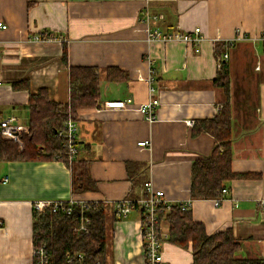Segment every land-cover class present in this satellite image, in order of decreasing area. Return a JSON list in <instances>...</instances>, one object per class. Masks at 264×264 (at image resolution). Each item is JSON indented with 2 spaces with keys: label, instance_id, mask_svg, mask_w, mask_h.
Segmentation results:
<instances>
[{
  "label": "crops",
  "instance_id": "obj_1",
  "mask_svg": "<svg viewBox=\"0 0 264 264\" xmlns=\"http://www.w3.org/2000/svg\"><path fill=\"white\" fill-rule=\"evenodd\" d=\"M147 10L162 17L148 24ZM0 22L7 26L0 27L3 117L15 115L29 125L30 94L42 87L52 100L69 102L70 66L97 67L102 80V105L79 109L76 119L77 164L91 177L86 191L73 192L72 170L62 160L0 161V264H33L34 201L74 194L106 207V264H144L140 212L119 218L116 203L143 196L148 180L170 201H191L194 219L208 233L230 228L241 243L239 257L264 258V0H0ZM155 27L193 34L200 27L202 42H149ZM39 35L54 39H35ZM222 62L230 70L232 166L249 175L227 181L228 197L216 205L214 199L192 200L190 190L193 162L216 146L213 135L193 128L224 104L222 89L213 84ZM109 66L127 71L129 79L107 81ZM151 68L154 96L161 100L154 122L138 111L151 98L142 79ZM18 80H28L30 89L13 88ZM128 97L133 103L127 108L105 105ZM144 140L149 144H138ZM163 253L162 264L193 262L191 248L169 241Z\"/></svg>",
  "mask_w": 264,
  "mask_h": 264
},
{
  "label": "trees",
  "instance_id": "obj_2",
  "mask_svg": "<svg viewBox=\"0 0 264 264\" xmlns=\"http://www.w3.org/2000/svg\"><path fill=\"white\" fill-rule=\"evenodd\" d=\"M67 53L65 48L63 59L66 63ZM105 74L109 82L129 79V73L117 66L107 67ZM101 81L97 67L70 66L69 102L52 100L48 89L44 87L31 93L28 103L29 131L21 137L23 146L20 148L17 142L0 136V161L62 160L72 170L73 192L86 191L85 184L91 180L89 170L84 164H77L79 153L72 162L68 160L63 146L64 138L58 136V130L62 129L70 117L76 120L79 109L102 105ZM213 84L222 89L225 100L216 116L201 119L194 124V134L210 133L215 138L216 146L209 156L197 159L192 164V200L220 198L227 181L249 175L235 172L232 166L231 83L227 62L221 63ZM12 86L15 89H30L28 80L14 81ZM190 208L181 210L175 205L166 219L170 224L167 241L182 248H191L192 264H264V258L239 257L241 243L234 237L232 230L227 228L217 233H208L205 225L194 219ZM79 212L80 208L74 214L53 212L51 209L33 210L34 246L46 244L52 255V264L107 263L109 237L106 207L100 201L90 203L87 212L91 218L88 233L75 232ZM77 254H83L84 259L76 257L72 263L67 261L69 255Z\"/></svg>",
  "mask_w": 264,
  "mask_h": 264
},
{
  "label": "built area",
  "instance_id": "obj_3",
  "mask_svg": "<svg viewBox=\"0 0 264 264\" xmlns=\"http://www.w3.org/2000/svg\"><path fill=\"white\" fill-rule=\"evenodd\" d=\"M162 16L157 13H153L149 10L145 13V20L148 24L159 21ZM0 27L6 28L7 26L0 22ZM201 28L197 27L194 30V34L190 32H183L180 30L164 31L157 27L150 28L148 30V41H162V42H183L194 43L199 46L202 42V36H200ZM246 36L241 32L239 39H244ZM35 39L47 40L54 39V36H36ZM236 38L231 40V45ZM264 40V36H262ZM224 58H229L228 52L224 54ZM0 59L2 54L0 51ZM148 62L154 63L153 57H147ZM221 65V63H220ZM153 73L154 69H150V76L143 78L149 84V91L151 98L138 106V111L143 117L149 121L154 122L158 119V110L161 105V100L154 96L155 87L153 86ZM133 103V98L128 97L126 99L106 101L105 105L113 108H127L128 105ZM223 105L219 106L221 109ZM29 131V125L23 124L19 121V118L15 115L3 117L0 114V136L15 141L22 148L23 143L21 137L23 134ZM58 136L64 138L63 146L66 148L68 160L72 162L79 153L78 146V123L77 120L69 118L62 126V129L58 130ZM139 145H148L149 140H144L138 143ZM8 177H5L2 181H7ZM145 193L139 198L124 197L116 203V215L119 218H126L132 212L133 209H138L141 215L142 224V240H143V253L145 257L144 264H162L164 262L163 246L164 242L169 237L170 224L166 219V215L173 209L175 205H178L181 210H187L191 207V201L188 202H173L165 195V192L161 189L155 188L153 182L148 180L144 183ZM229 190L225 187L222 189V197L214 199L216 205H219L221 201L228 197ZM96 203L97 200H93L89 197L82 195H72L68 199H38L34 201V209L39 211H45L51 209L53 212H62L66 214H74L75 211L80 208L79 216L77 217V226L75 232L88 233L91 224V218L88 215L90 203ZM0 220V227L2 226ZM78 257L83 260V254L69 255L67 261L72 263L75 258ZM52 255L46 244L41 246H34L33 251V264H52Z\"/></svg>",
  "mask_w": 264,
  "mask_h": 264
}]
</instances>
